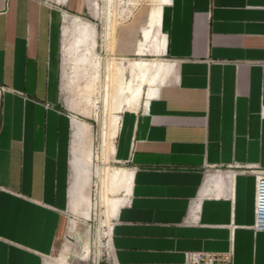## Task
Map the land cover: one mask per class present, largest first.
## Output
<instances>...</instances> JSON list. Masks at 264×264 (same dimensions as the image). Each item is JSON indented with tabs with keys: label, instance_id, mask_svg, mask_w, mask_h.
<instances>
[{
	"label": "crops",
	"instance_id": "0c3cea01",
	"mask_svg": "<svg viewBox=\"0 0 264 264\" xmlns=\"http://www.w3.org/2000/svg\"><path fill=\"white\" fill-rule=\"evenodd\" d=\"M82 2L0 0V264H47L68 207L84 199L91 125L66 95L69 56L93 33ZM148 13L135 30L144 40L160 29L158 44H142L160 70L120 114L115 152L130 170L118 175L126 195L104 264L181 263L197 251L264 264L251 169L264 167V0H169L146 35ZM116 35L117 54H139L130 26Z\"/></svg>",
	"mask_w": 264,
	"mask_h": 264
},
{
	"label": "rangeland",
	"instance_id": "374dc122",
	"mask_svg": "<svg viewBox=\"0 0 264 264\" xmlns=\"http://www.w3.org/2000/svg\"><path fill=\"white\" fill-rule=\"evenodd\" d=\"M82 1L83 8L79 16L93 25V33L79 43L69 56L73 63H68L67 66L66 95L72 97L71 100H75L78 107L81 106L82 119L91 125L92 141L86 148L87 163L82 190L84 199L73 202L68 207L63 243L46 259L47 264H104L107 260L113 217L126 195L119 173L115 170H130L125 163L118 161L115 152L114 138L120 114L124 108L139 100L145 82L152 85L160 70V67L153 68L154 61L145 60L153 55L148 50L143 51L144 45L142 47V44H150L152 35H157V44L160 42L162 33L157 26L154 27L160 19L152 24L154 29L150 30L147 39L143 40L139 30L135 29L145 22L148 11L149 21L156 12L161 15L162 5L169 2ZM69 15L66 24L71 32L73 27L69 21L76 15ZM124 25L132 28L134 37L140 39L137 44L141 46L140 51L137 49L139 54H131L126 58L116 51V32ZM68 37L71 39L73 33ZM139 60L144 62L141 66L135 64ZM74 64H78V69L82 71L77 77L74 76ZM151 68L154 71L148 77L145 76ZM114 119L117 121L113 122ZM81 124L85 129L89 127L85 122ZM109 130L110 147H107L105 139ZM251 169L256 175L264 171L260 164H255ZM230 253L233 264L234 254L232 251Z\"/></svg>",
	"mask_w": 264,
	"mask_h": 264
},
{
	"label": "built area",
	"instance_id": "2783aa9c",
	"mask_svg": "<svg viewBox=\"0 0 264 264\" xmlns=\"http://www.w3.org/2000/svg\"><path fill=\"white\" fill-rule=\"evenodd\" d=\"M254 228L264 230V171L257 175L254 194ZM171 264H232V257L227 251H197L191 253L185 262Z\"/></svg>",
	"mask_w": 264,
	"mask_h": 264
},
{
	"label": "bare ground",
	"instance_id": "6f19581e",
	"mask_svg": "<svg viewBox=\"0 0 264 264\" xmlns=\"http://www.w3.org/2000/svg\"><path fill=\"white\" fill-rule=\"evenodd\" d=\"M151 15H152V14H151ZM159 15H160V13L158 14V13L156 12L155 14L152 15V19H149L147 29H146V30H145V29L143 30V31H145V34H146V35H149V34H148V33H149V29L151 28V26H152V24L154 23V21H155L156 19L159 18ZM160 17H161V15H160ZM146 37H148V36H146ZM143 63H144L143 60L135 61V64L138 65V66H141ZM116 121H117V120L114 119L113 122H116ZM115 124H116V123H115ZM115 172H116V173H120V175H121V174L123 175V174H127V173H128V171H126L124 168H119L118 170L116 169Z\"/></svg>",
	"mask_w": 264,
	"mask_h": 264
}]
</instances>
